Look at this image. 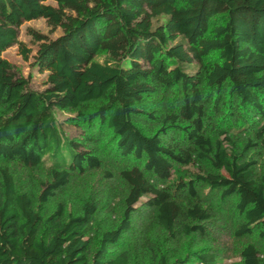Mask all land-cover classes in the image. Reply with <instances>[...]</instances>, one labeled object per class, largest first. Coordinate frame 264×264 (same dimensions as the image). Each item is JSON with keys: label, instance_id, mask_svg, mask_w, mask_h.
Segmentation results:
<instances>
[{"label": "trees", "instance_id": "obj_1", "mask_svg": "<svg viewBox=\"0 0 264 264\" xmlns=\"http://www.w3.org/2000/svg\"><path fill=\"white\" fill-rule=\"evenodd\" d=\"M39 18L61 29L55 38L29 30L42 90L3 56L18 44L30 59L19 29ZM103 144L135 162L119 169L121 194L83 195L74 207L58 200L74 173L102 168ZM258 151L264 0H0V264H215L208 251L170 259L164 241L207 240L215 197L237 212L238 238L264 242ZM48 160L40 193L20 190L11 165ZM176 166L193 169L171 182ZM102 207L115 215L98 232ZM141 209L152 211L145 228L160 231L134 254L127 235ZM240 255L242 264H264L254 243Z\"/></svg>", "mask_w": 264, "mask_h": 264}, {"label": "rangeland", "instance_id": "obj_2", "mask_svg": "<svg viewBox=\"0 0 264 264\" xmlns=\"http://www.w3.org/2000/svg\"><path fill=\"white\" fill-rule=\"evenodd\" d=\"M55 4L54 2H51ZM164 18H161L163 20ZM30 29L36 30L42 34L49 36L50 38H55L61 34V29H52L48 24L46 19L39 18L31 21H25L19 29V39L31 48L32 52L30 54V59L27 61L23 58L19 51L18 44L9 47L3 54V56L8 59L18 70L19 74L28 77L31 82V86L34 89L42 90L45 87L46 73L39 72L36 67L31 66V62L34 60L33 56L37 51L39 42L30 34ZM56 116L60 121L66 119L67 114L62 112H56ZM64 130L68 136H77L79 130L71 125H64ZM107 138H111L109 135ZM103 151V166L100 169L87 170L85 174L74 173L72 176L71 183L59 196L58 200H66L69 203V207H74L76 204V198H81L83 195H101L102 192H107L113 190L117 195H120L123 191V182L119 177V169L125 165L134 164V161L128 158H123L117 155V151L110 147L109 145H100ZM254 157L258 161L257 170L264 172V151H258L254 153ZM4 164L0 162V165ZM52 166V161L48 160L44 164L35 167L27 168L19 163L12 164L11 168L15 172L17 185L20 190H31L34 189L36 192L40 193V188L43 182H46L50 178V169ZM193 169L191 166L182 167L176 166L173 170L170 181H179L183 177L185 170ZM110 172L113 177H107L106 173ZM34 187V188H32ZM40 187V188H39ZM31 188V189H30ZM212 198V205L210 206V211L213 215V219L209 225L208 239H198L196 237L191 239H169L164 241L163 250L170 257V259H175L179 257L193 256V252H213L217 255L218 261L215 264H242V258L240 252L242 248L248 243H254L259 246L264 251V242L261 241L257 235H247L242 238H238L234 231L236 225L239 221L237 212H235L231 205L224 201L215 200ZM211 201V202H212ZM56 201L50 202L48 208L55 205ZM47 208L43 205L42 207ZM117 209H120L116 207ZM42 210V209H41ZM138 214L139 217L135 219V233L132 236L127 235L132 242V253L136 254L139 251V246L143 240L144 235L154 236L159 233L160 230L153 224H149L145 228V224L149 221L151 210L141 209ZM115 210L109 212L105 208L100 212L96 219V229L101 232L108 228L109 224L114 220ZM137 233V234H136ZM143 234V235H141ZM143 238V239H142ZM129 240V239H128ZM129 244L127 241L124 244ZM133 261L135 259H132ZM155 260L147 259L144 261L135 262L134 264H157ZM194 264H196L194 262Z\"/></svg>", "mask_w": 264, "mask_h": 264}]
</instances>
